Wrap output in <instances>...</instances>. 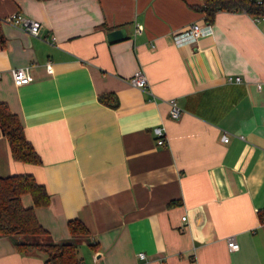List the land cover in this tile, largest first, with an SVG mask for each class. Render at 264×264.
Returning a JSON list of instances; mask_svg holds the SVG:
<instances>
[{"label":"crops","instance_id":"crops-1","mask_svg":"<svg viewBox=\"0 0 264 264\" xmlns=\"http://www.w3.org/2000/svg\"><path fill=\"white\" fill-rule=\"evenodd\" d=\"M200 6L0 0V101L40 158L14 161L0 132V177L27 174L44 186L48 205L29 194L21 203L46 231L40 240L75 244L78 264H264V19L218 11L209 34L176 45L175 32L204 21ZM14 14L38 21V36L6 22ZM120 28L126 37L107 41ZM18 67H29L30 83L13 84ZM136 71L145 90L128 82ZM71 220L88 234L71 237ZM15 240L0 237V264H47Z\"/></svg>","mask_w":264,"mask_h":264},{"label":"trees","instance_id":"trees-1","mask_svg":"<svg viewBox=\"0 0 264 264\" xmlns=\"http://www.w3.org/2000/svg\"><path fill=\"white\" fill-rule=\"evenodd\" d=\"M198 10L203 19L209 23L218 11H243L255 17H264V0L256 4L251 0H200ZM5 42L0 29V47ZM98 101L110 107H116L117 101L111 95H100ZM0 132L6 139L11 158L16 162L39 164L40 158L26 140L23 128L16 114L8 105L0 101ZM29 194L36 207L48 205L49 196L43 185L38 184L31 175H12L0 177V237H11L15 248L22 253L41 252L46 256L47 264H78L75 244L71 242H53L46 238V231L38 223L34 209L25 208L21 195ZM71 237L88 234L84 225L78 220L67 224ZM93 248L92 245H90Z\"/></svg>","mask_w":264,"mask_h":264},{"label":"built area","instance_id":"built-area-1","mask_svg":"<svg viewBox=\"0 0 264 264\" xmlns=\"http://www.w3.org/2000/svg\"><path fill=\"white\" fill-rule=\"evenodd\" d=\"M256 4H260L263 0H251ZM256 21L259 19H264V17H255ZM6 22L11 23L19 28H21L24 32H26L30 36H38L41 24L38 21L26 18L21 14H14L5 19ZM141 32V27L135 26L134 34H139ZM210 25L205 21L194 22L188 25L184 30L175 32L173 34V42L176 45H181L185 43H196L201 37L209 34ZM46 68L48 71L51 70L50 65L47 64ZM12 81L15 86H22L30 83L32 81V77L30 74L29 67H18L14 68L11 71ZM236 81L239 80L238 77L235 78ZM129 84L137 88L139 90H145L148 87V81L146 76L141 71H136L128 80ZM182 110L178 105L173 101H168V114L171 118L176 119L180 116ZM153 133L156 136V144L164 145L166 140L164 139L163 130L160 127H155L153 129ZM221 140L226 143L228 141L227 135H222ZM185 220V217L182 218ZM227 247L230 251H237L239 246L235 239L229 237L227 238ZM137 257L140 259H144V254L138 253Z\"/></svg>","mask_w":264,"mask_h":264},{"label":"water","instance_id":"water-1","mask_svg":"<svg viewBox=\"0 0 264 264\" xmlns=\"http://www.w3.org/2000/svg\"><path fill=\"white\" fill-rule=\"evenodd\" d=\"M125 37H126V31L123 28L112 30L106 35V39L109 42L120 40Z\"/></svg>","mask_w":264,"mask_h":264}]
</instances>
